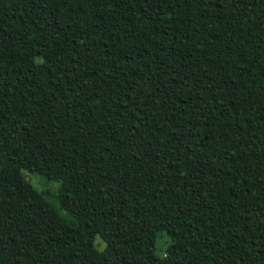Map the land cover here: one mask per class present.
Returning a JSON list of instances; mask_svg holds the SVG:
<instances>
[{"label":"trees","instance_id":"1","mask_svg":"<svg viewBox=\"0 0 264 264\" xmlns=\"http://www.w3.org/2000/svg\"><path fill=\"white\" fill-rule=\"evenodd\" d=\"M0 264H264V0H0Z\"/></svg>","mask_w":264,"mask_h":264},{"label":"rangeland","instance_id":"2","mask_svg":"<svg viewBox=\"0 0 264 264\" xmlns=\"http://www.w3.org/2000/svg\"><path fill=\"white\" fill-rule=\"evenodd\" d=\"M46 173L47 172L44 171L43 174L45 175ZM28 180L31 182L32 185H34L38 189L48 188L50 191H54L55 188H56V185L55 184H51V183L48 184V182H46L45 180H43L41 177H36L35 175L28 176Z\"/></svg>","mask_w":264,"mask_h":264}]
</instances>
